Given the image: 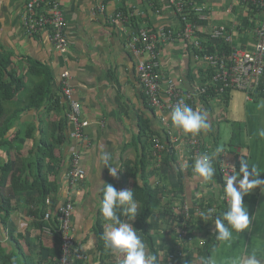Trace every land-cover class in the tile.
Returning a JSON list of instances; mask_svg holds the SVG:
<instances>
[{"label": "crops", "instance_id": "0c3cea01", "mask_svg": "<svg viewBox=\"0 0 264 264\" xmlns=\"http://www.w3.org/2000/svg\"><path fill=\"white\" fill-rule=\"evenodd\" d=\"M167 1L62 0L70 48L65 53H58L49 33L43 31L33 36L28 34L25 25V8L28 0H0L1 53L10 57V69L26 83V89L18 92L13 104L9 105V111L16 113L22 106L25 107L31 99L32 92L34 102L35 92L38 88L41 91L43 85L44 89H49V95L42 106L21 113L6 138L0 139L4 140L0 145V200L3 197L10 199L13 208L12 215L6 223L0 221V243L8 251H15L17 241H24L31 245L33 254L40 257L39 240L44 241L47 247L55 244L57 234L51 230V226L48 225L43 231L34 227L36 219L30 216L28 206L33 192L21 191L22 189L15 191L13 180L21 176L34 183L38 175L35 163L42 161L45 166L43 172L47 174L50 185L58 188L56 194L48 197L51 200V204L47 205L51 219L57 217L59 208L68 200L66 175L72 154L81 148L71 137L73 128L68 120L70 107L62 93V74L69 70L83 116L91 123L86 129L87 146L82 148V166L87 172V178L72 197L75 205L73 216L75 247L87 257L89 264H102L96 249L98 239L95 231L99 221L104 224L99 211V201L103 200L99 189L102 183H108L117 190L133 191L134 184L131 176L128 179L127 169L136 173L143 157L142 142L145 139L143 138V141L140 139L141 126L144 125L146 129L149 126L153 132L158 133L164 132L166 128L160 121L159 113L148 104L138 77L136 60L128 49L125 33L120 24L112 23L111 20L122 9H127L135 13L136 19L131 23V28L135 30L157 28L164 23H173L178 28V21L169 12L171 9H168ZM156 6L165 10L163 15L156 13ZM102 7L104 10H101ZM166 51L174 54V60L164 58L165 73L177 68L178 74L188 80L192 66L183 57L182 46L178 44L166 48ZM30 68H33V72ZM240 98L243 97L239 93L233 94L230 112H225V108L223 110L219 102L215 103L213 110L207 111L211 130L196 137L187 136L199 139L212 152L217 148L221 149L219 153L226 151L223 162L236 167L239 171L241 159L246 160L250 166L257 167L263 180L264 151L259 153L258 150H253L251 145L250 149L247 148L248 152L242 142L234 143L231 149H228V137L222 135L223 128L233 131L236 127L233 122L238 118L241 109L238 104H232ZM249 115L252 117V113ZM168 118L173 127L169 116ZM32 129L33 136L27 137V133ZM174 131L179 132L178 129ZM217 132L221 134L218 144ZM177 144L175 145L177 168L182 175L174 167L173 175L167 176L163 181L164 174L157 171L163 162L159 164L154 156L150 158L149 152L147 179L153 187H158L160 181L162 187L163 184L168 185L165 191L172 193L176 214L185 207L183 203L186 201L189 207V225L193 228L189 234H194L196 244L195 247L190 244L185 250L195 255L198 248L204 246V241L216 232L214 220L202 219L196 211L206 213L209 209H215L217 213L227 207L222 200L223 189L219 179L222 160L218 159V154L215 159V184L206 183L202 178L193 175L191 167L182 169L181 161L190 159L184 141L178 139ZM51 145L55 147L52 148ZM101 145L104 150L112 153V166L119 170L115 178L110 174L108 167H104L103 163L97 160L98 154L102 151ZM7 165H10L11 172L6 176ZM141 183L143 184V181ZM168 200L164 196L161 198L163 204ZM243 204L249 213L250 226L243 233L236 235L230 247L219 248L215 253L218 264H230V259L241 250L246 252L252 249L264 250V192L257 188L244 197ZM139 209L132 222L137 232L141 204ZM183 214L187 216L186 211H183ZM123 220H127V217H123ZM155 222L154 219L151 225L153 226ZM159 227L157 232L152 233L158 235L162 244L168 243L167 240L174 236V233H171L173 229L166 230L163 225ZM45 257L44 254L43 258ZM122 259V256L115 254L114 259L106 261L105 264H120ZM193 264H199L197 257Z\"/></svg>", "mask_w": 264, "mask_h": 264}, {"label": "built area", "instance_id": "2783aa9c", "mask_svg": "<svg viewBox=\"0 0 264 264\" xmlns=\"http://www.w3.org/2000/svg\"><path fill=\"white\" fill-rule=\"evenodd\" d=\"M217 5H228V8L224 13H217V9H214ZM238 5L241 8L252 7V10H256V23L248 30L249 38L242 37L238 32L234 35L228 31L227 25L207 24L217 20H222L224 23H237L238 17L235 8ZM42 6L45 7L46 14L39 17L36 15L37 8ZM167 7L171 9L169 12L176 17L178 28L173 23H164L157 28L135 30L131 28V21L135 18L133 11H130L129 14L119 12L111 22L120 24L125 33L127 46L136 60L139 80L144 88L149 106L161 113V122L167 126L172 140L176 141L167 114L178 102H183L193 108L200 107V96L207 94L209 90L218 94L214 84H221L222 91L225 89L243 91L248 95L247 99L252 100L251 92L260 85V80L264 79V0H168ZM25 10V25L30 36L46 31L58 53H65L69 50L70 39L67 35L62 0H28ZM101 10H104V7ZM164 12L163 9L156 10L158 15H163ZM209 41H220L230 45L234 50L230 60L226 59L224 55H220L221 52L211 53L208 49ZM178 44L184 51L183 57L191 62L196 77H198V69L207 68L211 71L207 75V78H211L209 88L203 87L202 84L197 85V83L186 84L182 77L177 76V73L167 76L163 72L164 58L169 57V60H174V54L167 52L166 48H172ZM198 79L200 80V78ZM61 80L62 93L70 107L68 120L73 128L71 137L81 147L72 154L70 168L66 175L68 200L59 208L58 212V219L61 223L59 232L62 233L63 240L61 264H69V261L73 262L74 255L78 259L86 260V256L74 247L75 205L72 197L79 189V184L87 178V172L82 166V148L87 146L86 129L90 127L91 123L83 116L81 103L76 98L72 85L71 72L64 71ZM102 125L104 126L103 123ZM187 142L199 155L200 143L197 140H188ZM153 146L154 157L159 164H162V157L168 150V145L159 138H154ZM187 161L189 163L188 159ZM183 162L184 160L181 161V163ZM234 171L227 166L222 171L223 176L235 173ZM223 200L228 205V201ZM50 204L51 200L47 199V205ZM184 205L185 207L181 211H186L187 216H185L184 222H188L190 220L189 207L186 203ZM200 212L202 211L197 210L198 215ZM50 218L51 212L46 215L47 220ZM179 232L189 238L185 242L195 247L196 241L193 233L189 234L186 230H179ZM177 251L171 258L179 264H184V259H188V251L185 248Z\"/></svg>", "mask_w": 264, "mask_h": 264}, {"label": "trees", "instance_id": "16d2710c", "mask_svg": "<svg viewBox=\"0 0 264 264\" xmlns=\"http://www.w3.org/2000/svg\"><path fill=\"white\" fill-rule=\"evenodd\" d=\"M227 8H228V5H222V6L217 5L214 7V9H221L222 10L221 13H224V11ZM157 9H162V8H160V6H156L155 11ZM37 10L38 12L36 15H38L39 17H41L43 14L44 15L46 14L44 6L37 8ZM253 10H252V7L241 8L238 5L235 8V13L238 17L237 23L235 24L232 22L224 23L222 20H217L214 22L211 21L210 23H207V24L227 25L228 31L233 33L234 35L237 34L238 32L242 37L249 38L250 33L248 32V30H250L252 26H255V23H256V18H255L256 10L254 11ZM120 12H122L123 14L130 13V11H128L127 9H122ZM135 19L136 18H133L131 23L134 22ZM208 45H209L208 49L211 53L221 52L220 55L222 56L224 55L225 58L228 60H230V57L232 56L234 52V50H232V47L230 45L222 43L220 41H215V42L209 41ZM1 51L2 50L0 48V124H1L0 125V139H5L7 134L13 128L15 120H17L21 116V113L25 111H31L33 110V108H38L42 106L43 101L45 100V98L47 99L49 95V89L48 88L44 89L45 87L43 85L41 87V91H40V88H38L37 91L35 92L36 94L34 96V100H35L34 102H33V92H32L31 99L29 100V102L26 104L25 107L22 106L21 109H19L16 113L10 112L9 105L13 104V100L17 97L18 92L26 89V83L23 81L22 78L18 77L17 73L14 70L10 69V57L2 54ZM189 63L190 65H192L191 62ZM32 69L33 68H30L31 72H33ZM192 71L188 74V77H187L188 80H186L183 77V75L180 76L178 74L177 68H174V70L170 69L169 73H165L163 69V72L167 76L172 75L173 73H177V76L182 77V79H184V82L186 84L187 83L188 84L197 83V85L202 84L203 87H206V88H209L211 86V80H210L211 78H207V75H209V73L211 72L209 69L207 68H202L200 70L198 69V77H196L193 69ZM198 78H200V80ZM214 86L218 94L214 93V91L212 90H209L207 94L200 96L199 106L200 108H203L206 111L213 110V108L216 106L215 103L217 102L221 104L219 105L222 109L225 108V106H227L228 108L232 101L233 94H237L238 92L244 95L247 102L255 103L259 99L264 98V79H261L260 85L251 92V94L253 95L252 100H248L247 99L248 95L243 91L234 90V89H225L224 91H222L221 84H214ZM142 89L144 91L143 87ZM39 91H40V94H38ZM144 94H145V91H144ZM153 110L157 111L156 109H153ZM158 113H159V118L161 121V113L160 112ZM226 119H227V116L225 117V121L227 122L228 120ZM165 127L166 128L164 132L158 133V132H153L149 126L147 127V129L146 127H144V125L141 126L142 131H141L140 139L142 141H143V138L145 139V141L142 142L143 157L139 163V168L137 169V172L133 173L131 169H127V176H129L128 179L132 177L131 179L134 184V187H133L134 188L133 189L134 198L142 206L141 213L137 221V228H138L137 230L139 232L138 234L141 236V238L146 243V245L148 246L151 252L159 253V264H179L177 261L172 259L171 256L173 254H176L179 248L181 249L187 248L190 245L189 243L185 242L189 240V238L181 234L179 230H186L187 232H192L193 228L189 225V221L184 222L185 214H183L182 211L180 212V214L175 213V208L173 207V202H172L174 200L172 193H167L165 191V188L168 185L163 184V187H162L161 181L158 187H153L150 184L149 180L147 179V167H148V159H149L148 156L150 157V154H151L150 158L154 156L153 154L154 153V146H153L154 138H159L163 143L168 145V150L163 154V157H162L163 165L157 168V171L159 173L164 174V178H163V181H164V179L167 176L173 175L174 167L178 170L177 159H176L177 155L175 152L176 146L179 145L177 144L178 139L183 140L184 144H186V147L188 149L187 155H188V158L190 159L189 165L192 164L194 158L198 155L191 148L190 144L187 142L188 140H197L200 143V146H199L200 154L212 153V150L209 149V147L205 146V144H203L199 139L189 138L187 135H185L180 130L177 133L174 131V134L176 136V141H173L171 136L168 133L167 126ZM171 129L174 130L173 127H171ZM19 135L20 134L18 133L17 136ZM220 135L221 134L217 132L216 144H218ZM32 136H33V129L29 133H27V137H32ZM3 142L4 140H0V145ZM231 146L233 145L231 144ZM51 147L54 148L55 145H51ZM225 154H226V151H223L222 153H219V156H218V159L222 160V163L220 164V167H219V171H220L219 179L222 182V189L224 185V176H223L224 173L222 172L223 169L229 166L230 168L235 170L234 171L235 173L239 172V170L236 167H233L230 164H226L225 162H223ZM35 166L37 169L36 174L38 175L34 183H30L28 179H25L20 176V177L14 178L13 186H14L15 191H18V189L19 190L22 189L21 191L33 192V197L29 200L28 206L30 208L29 210L30 216H33V218L36 219L34 223V227L43 231L46 228H48V225L51 226V230L55 234H57L55 244L52 247H49V246L47 247L44 245V241L39 240V245L41 247V253H40V257H38L33 254V250L29 243H27L26 247H24L19 241H17V247L15 251L13 252L8 251L0 243V264H61V258L63 257V250H62L63 240L61 237L62 233L59 232L60 226H61L60 220L58 219L59 213L56 218H53V219L50 218L49 220L46 219V215L48 213L47 199L52 194L54 193L56 194L58 192V188L57 186L50 185V182L47 178V174L43 172L45 166L42 163V161L35 163ZM5 169H7L5 173L7 176L11 172L10 165H7ZM178 171L180 172L179 174L182 175L181 174L182 172L180 170ZM263 180H264V175H263ZM142 181H143V184L141 183ZM82 183L83 182H81V184ZM19 184L21 186H19ZM162 196L169 199L168 201L165 202V204L161 202ZM184 203H186V201ZM32 205L33 207H31ZM226 206L227 207L222 208L221 211L217 213L214 212L211 217H208V221L215 220L214 216L216 217L226 212L228 210V205L226 204ZM12 210L13 208H12V203L10 202V199L3 197L0 200V221L6 223V221L12 215V212H13ZM198 216L201 217L200 215ZM121 219H123V216H121ZM154 219L156 222L152 226L151 222H153ZM200 224H201V221H200ZM103 225L104 224L102 223V221H99L95 227V231H96V235L98 239V244H97L96 249H97V252L100 254V260L102 264H105L106 261L114 259L115 254L111 253L104 246V242L101 238V235L103 232ZM159 225L160 226L163 225L166 228V230L173 229V231L171 232V233H174V236H172V239L171 238L168 239L167 240L168 243L164 242L165 237L163 239V242L166 244L164 243L162 244L161 239L158 237V235L152 233V232L155 233L158 231V229L160 228ZM214 233L215 234L212 237H209L208 240L204 241V246L201 248H198V250L195 252V255H193L192 253H189L190 251L188 250L187 258L190 263H193L196 257L198 261L200 262L201 256H208L212 254L213 246L217 245L218 243L216 241V232ZM44 254L46 255L45 258H43ZM72 258L74 260L73 262L69 261V264H87V263L89 264V262H87L88 260L87 257H86V260L78 259L77 256L75 255Z\"/></svg>", "mask_w": 264, "mask_h": 264}, {"label": "clouds", "instance_id": "9594fccd", "mask_svg": "<svg viewBox=\"0 0 264 264\" xmlns=\"http://www.w3.org/2000/svg\"><path fill=\"white\" fill-rule=\"evenodd\" d=\"M264 107V105H262ZM168 116L174 129H178L185 135L196 137L201 133L211 130L208 113L205 109L193 108L183 102L175 104ZM258 135L264 138V128L259 129ZM98 154L97 160L108 167L110 174L115 178L119 170L112 166V153L104 150ZM221 149L217 148L212 153H204L196 156L191 165L184 160L181 167H191L194 176L202 178L206 183L215 184V159ZM256 166L241 159L239 173H231L224 177L223 199L228 201V210L222 215L216 216L214 225L216 229L217 245L213 246L212 254L201 256L199 264H218L215 253L223 246H231L239 235L250 226V218L247 208L243 204V198L259 188L264 192V180L260 178ZM238 185V186H237ZM103 200L99 201V211L103 217L104 225L101 238L104 246L111 253L122 256L120 264H159V253L151 252L138 234L132 222L139 212V202L134 198L132 190H117L112 184L102 183L99 189ZM215 209H209L206 213L200 212L203 218L211 217ZM127 217V220L121 219ZM128 221H131L129 223ZM230 264H264V250L252 249L250 252L241 250L231 259Z\"/></svg>", "mask_w": 264, "mask_h": 264}, {"label": "rangeland", "instance_id": "374dc122", "mask_svg": "<svg viewBox=\"0 0 264 264\" xmlns=\"http://www.w3.org/2000/svg\"><path fill=\"white\" fill-rule=\"evenodd\" d=\"M218 13H221V9L216 10ZM239 93V92H238ZM241 97L239 100H235L232 105L238 104V107L241 109L240 114H238V118H236V121L232 119L231 121L233 124L236 125V127L230 131H228L226 128L222 129V135L224 137H228L227 140H229V143L227 145L228 149H231V144L234 143H240L244 144L245 150L250 149L251 145L253 146V150H258L259 153H262L264 151V138H261L258 135V131L261 128H264V98L259 99L255 103H248L245 100V97L242 93H239ZM230 112V106L227 108L225 106V112ZM252 113V117H250L249 114ZM254 114L256 116H254ZM240 125L242 127L240 128ZM228 132V133H227ZM248 151V150H247ZM249 152V151H248ZM20 243L26 247L27 242L20 241ZM75 247V246H74ZM188 263V259H184V264ZM192 264V263H190Z\"/></svg>", "mask_w": 264, "mask_h": 264}]
</instances>
